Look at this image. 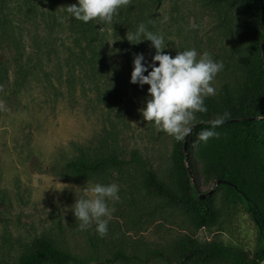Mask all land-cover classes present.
Instances as JSON below:
<instances>
[{
	"label": "rangeland",
	"instance_id": "1",
	"mask_svg": "<svg viewBox=\"0 0 264 264\" xmlns=\"http://www.w3.org/2000/svg\"><path fill=\"white\" fill-rule=\"evenodd\" d=\"M147 7L149 11H134L138 20L134 32L152 18L151 32L163 37L164 52L172 56L189 48H195L198 56L208 52L223 64L212 82L217 94L237 61L236 56L229 58L233 40L220 23L218 8L205 0H163ZM135 45L139 48L135 54L142 53L151 62L155 54L151 42ZM3 53L10 59L14 55L9 45ZM135 54L118 50L104 67L78 71L73 78L52 63L48 75L40 74L18 98L0 93V264H17L33 240L42 236L83 264H191L170 262L156 253L171 250L185 237L220 240L249 256L259 247L260 232L244 201L229 199L216 188V181L205 182L193 173L188 140L183 148L143 120L139 109L144 107L148 85L130 83ZM196 121L197 114L192 128ZM176 148L182 150L177 164L182 170L173 162ZM114 152L129 161L139 155L182 196L189 191L194 197L208 196L214 189L210 195L215 223L198 228L182 206L149 192L143 164L110 166L89 177L74 175L66 167L81 154L89 158ZM95 183L119 185V200L109 201L114 211L103 237L94 223L81 230L71 211L83 189Z\"/></svg>",
	"mask_w": 264,
	"mask_h": 264
},
{
	"label": "trees",
	"instance_id": "2",
	"mask_svg": "<svg viewBox=\"0 0 264 264\" xmlns=\"http://www.w3.org/2000/svg\"><path fill=\"white\" fill-rule=\"evenodd\" d=\"M162 1L130 0L128 5L117 10L112 23L105 24L98 20L83 23L71 18L65 8L75 4L76 0H0V93L8 92L7 95L18 98L31 82L38 81L40 74L48 75L52 63L61 73L73 74V78L78 71L104 67L118 50L135 54L139 49L135 45L137 40H127L135 33L134 11L138 8L141 13L149 11L148 3L158 6ZM205 2L218 8L220 23L233 40L229 58L236 56L237 61L230 71V79H225L216 95L205 98L207 112L196 113L199 121L187 138L188 162L193 173L202 175L205 182H230L219 183L216 188L223 189L231 200L244 201L259 229L261 242L253 256L220 240L201 242L193 237L179 240L171 250L156 253L170 262L264 264V0ZM144 25L152 31V18ZM6 45L14 51L12 59L3 53ZM224 112L230 115L215 129L218 137L207 143L198 141V133L209 128V122ZM184 143L185 139L177 141L183 148ZM181 153L182 150L177 148L174 151L176 166L180 163ZM130 160L116 152L89 158L81 154L69 160L66 167L74 175L89 177L110 166H123L129 162L143 164L146 167L144 185L149 192L182 206L198 228L211 227L215 223L212 195L208 193L201 200L189 191L182 196L170 188L142 157L134 154ZM177 167L181 169V166ZM83 263L46 236L35 238L17 262Z\"/></svg>",
	"mask_w": 264,
	"mask_h": 264
},
{
	"label": "clouds",
	"instance_id": "3",
	"mask_svg": "<svg viewBox=\"0 0 264 264\" xmlns=\"http://www.w3.org/2000/svg\"><path fill=\"white\" fill-rule=\"evenodd\" d=\"M129 2L76 0L75 4L66 6L65 11L71 18L83 23L98 20L109 24L117 10ZM132 39H136V43L148 40L155 49L151 62L146 61L142 53L135 54L132 61L130 83L141 88L148 85L144 107L139 109L141 116L147 123L152 122L159 131L176 141H183L192 132L196 113L207 112L205 98L216 95L212 82L222 71L223 64L206 51L198 56L195 48L177 51L175 56L164 52L167 45L163 37L149 31L143 23L127 37L128 41ZM229 115L224 112L211 120L210 127L198 133V141L207 143L209 139L217 138L219 134L215 129L225 123ZM83 192L84 195L75 199L71 209L75 219L80 222L78 227L86 230L94 223L95 231L103 237L108 233V223L114 211L109 207V201L119 200V185L95 183L84 188Z\"/></svg>",
	"mask_w": 264,
	"mask_h": 264
},
{
	"label": "water",
	"instance_id": "4",
	"mask_svg": "<svg viewBox=\"0 0 264 264\" xmlns=\"http://www.w3.org/2000/svg\"><path fill=\"white\" fill-rule=\"evenodd\" d=\"M262 47H263V54H264V44H262ZM228 121H231V120H228ZM235 121H238V120H235ZM187 138H188V136L185 138V144H184L185 147H186V144H187ZM224 182L230 183V182L225 181V180H218V181H216L215 186H217L219 183H224ZM213 191H214V189H212L211 191H209V194H211ZM205 198H206V195L205 194L200 195V199L201 200H204Z\"/></svg>",
	"mask_w": 264,
	"mask_h": 264
}]
</instances>
